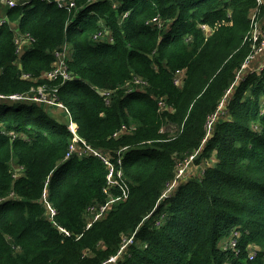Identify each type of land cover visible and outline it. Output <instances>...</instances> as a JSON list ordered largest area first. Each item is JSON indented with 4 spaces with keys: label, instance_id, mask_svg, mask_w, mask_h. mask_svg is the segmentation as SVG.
I'll list each match as a JSON object with an SVG mask.
<instances>
[{
    "label": "trees",
    "instance_id": "1",
    "mask_svg": "<svg viewBox=\"0 0 264 264\" xmlns=\"http://www.w3.org/2000/svg\"><path fill=\"white\" fill-rule=\"evenodd\" d=\"M74 1L71 9L32 0L5 11L34 44L17 68L15 30L0 25V95L43 84L31 78L52 69L55 49L72 44L74 79L61 84L59 101L79 136L113 152V161L127 147L121 154L129 196L86 228L89 205L108 199L106 165L93 154L66 158L74 138L67 123L33 105L0 103V264H109L133 235L117 264H264V70L243 76L228 117L207 137L210 118L254 51L251 14L259 22L264 2ZM105 28L112 41L94 40ZM133 76L145 88L125 87ZM168 125L174 133L163 131ZM196 152V163L212 154L215 163L164 199L178 161ZM231 237L234 248L224 245Z\"/></svg>",
    "mask_w": 264,
    "mask_h": 264
},
{
    "label": "rangeland",
    "instance_id": "2",
    "mask_svg": "<svg viewBox=\"0 0 264 264\" xmlns=\"http://www.w3.org/2000/svg\"><path fill=\"white\" fill-rule=\"evenodd\" d=\"M110 1L112 2V0H110ZM0 8H3L5 11L8 10L6 5H4V6L2 5ZM254 16H256V21H257L258 15L256 12H253L251 14L252 18ZM124 18H125V15H124ZM263 22H264V17L259 22L257 21L256 23L259 27L263 26L262 29L264 30V24H262ZM19 23H20L19 21L14 20V21H11V24H10V27L12 29H14L15 33H16L15 42H16L17 47H18V49H17L18 55H17V59L15 60L14 63H15V66L17 68L20 67L22 64V62H21L22 56L34 44L33 38H31L29 35H27L21 31ZM153 23H156V21H153ZM254 31L257 33L260 30L255 29ZM107 39L112 41L111 31L108 30L107 28L100 31L98 33V35H96L94 37V40H96V41L107 40ZM73 53H75L74 47L72 44H70L68 42L64 43L60 49H55L53 51L54 61L52 64V69L44 71L40 77L31 78L36 84H38L39 80H45V82L43 84H40L38 86H34L27 93H25L24 96H20L23 98L13 99V97H15L14 95H10L9 97H5V96L0 95V103L5 104V105H9L11 108L20 105L21 107H23L25 109L31 108L33 105L37 109H40V110L44 111L45 113H47V115L49 116V118L52 122L68 123L71 118L68 117V112L63 108V104L60 103V101H59L60 96H59L58 92H59V87L61 86V84H64L65 82H68V81L74 79V77H73L74 75L72 74V72L70 71V69L68 67V64L66 63L67 59H72ZM262 61L264 62V55L260 56L259 65L261 64ZM259 65H257V66H259ZM1 68L2 67H0V69ZM254 71L255 70H254V66H253L252 62L249 63L248 65L246 64V66L244 68H241V70L239 71V74L237 76L236 82L231 86V89L228 91L226 96L221 101L219 109H218L217 113L214 115L213 121H212V119L210 120V121H212V123L209 124V135L210 136L213 134V130H214L215 124L218 121V119L220 117H222V118L228 117L227 105H228V103L232 97L233 91L235 90L236 86L239 84L240 81H242L243 76L244 77L246 76V73H253ZM23 77L28 78L29 76L24 75ZM57 77H59V78H57ZM184 77H185L184 71L178 72L177 76L175 77V82L179 85L182 82ZM55 78H57V79H55ZM57 80H60L59 81L60 83L58 82L59 85L57 83H54V82H57ZM146 84L147 83L143 79H140L137 77L135 78L133 76V78H131L130 80L125 82L124 86L125 87H131V88H134V87L145 88ZM92 87H94L97 91H100L99 87H97V86H92ZM120 87L117 89H120ZM111 91H114V90H110V91L104 90L103 94L104 93H110ZM115 91H117V90H115ZM107 100L109 101L110 99L107 98ZM255 128L257 129L258 125H255ZM125 129L126 128L123 127V131ZM174 130H175V125H171V126L168 125L166 128L163 129V131H168L171 133H174L175 132ZM15 134L16 133H14V132L10 133V136L12 137ZM19 136H21L23 138V136H25V135L20 134ZM12 139H13V137H12ZM27 140H29L28 137H27ZM78 145L81 146L80 143ZM106 153L111 156V154L113 152H111L110 150H106ZM196 153L191 155L190 158L185 157L186 158V159L184 158L185 160L181 159L178 161V165H177L178 169H177L174 180L169 185V187L166 186L164 188V191H163L164 192L163 196L165 197L164 199L171 197L176 192L175 190L180 185H182L187 178L189 179L190 177L199 175V173L202 172L203 169L206 168V166L213 165L216 161L215 154H212L204 162L196 163L195 161H196V158L198 157V153L197 154ZM187 161H189L190 164L187 163ZM11 164H12L11 169L13 172L16 171L17 168H19V164H18V161L16 158L11 159ZM186 164H189V165L186 166ZM17 174H19L18 171H17ZM16 176H19V175H16ZM48 195H49V192L46 191L43 198H44V201L46 202L47 214L49 215V217H53L54 216V210L52 208H50L49 205L47 204V203H49L47 201ZM12 197L13 196H7L4 199L6 200V199H9ZM115 203L112 204L111 208L113 207V205ZM150 217H151V215H150ZM150 217H148L147 219H149ZM159 217H162V215ZM87 218L88 217H86V225L88 223ZM231 238H227L226 241H224V245L227 244V242L229 244L230 241H232ZM222 241L220 242V244L222 243ZM10 242L12 244V247H14L15 242L13 241V239L11 237H10ZM256 249H260V247L256 246ZM124 254H125V248L120 250V252H118L117 255L112 256L113 258L111 257L112 259H110L107 262L109 264H117V262H119L120 257H121V259L124 257L123 256Z\"/></svg>",
    "mask_w": 264,
    "mask_h": 264
},
{
    "label": "built area",
    "instance_id": "3",
    "mask_svg": "<svg viewBox=\"0 0 264 264\" xmlns=\"http://www.w3.org/2000/svg\"><path fill=\"white\" fill-rule=\"evenodd\" d=\"M42 1L56 2L60 7H65L68 9H71L72 7L75 6L74 0H42ZM20 2L26 3L27 0H21V1L20 0H0V7L2 5L3 6L6 5L8 9H12V8L16 7ZM258 2L260 4H262L264 2V0H258ZM112 3L114 5V7H117L116 0H112ZM127 15H128V13H125V16H127ZM252 21H253V29H252L250 36L248 37V40L252 42V47H253L254 51L249 55L248 59L245 61L242 68H244L246 66V64L248 65L249 63L253 62L255 59H257V57L264 55V30L262 29V27H259L257 25L256 16H254L252 18ZM4 22H5V20L2 19L1 24ZM204 28H205V26H204ZM255 29H259L260 31L256 33L254 31ZM96 35H98V33ZM66 63H67V60H66ZM263 70H264V62L262 61L261 64L259 65V67L256 68V71H263ZM238 74H239V72H238ZM238 74H237V76H238ZM57 78H59V77H57ZM57 78H55V79H57ZM24 94L25 93H23V94H15L14 93V94H9L8 96H5V95H2V96L9 97L10 95H14L15 97H13V99H19V98H23L20 96H24ZM63 108L67 112H69L66 106L63 105ZM214 115H212L210 120L212 119V121H213ZM210 120H209V124L212 123V121H210ZM209 124H208V130H207V132H208L207 137L210 136L209 135ZM68 129H70V131L72 133H74V138L71 141L68 152L66 154V158H70L75 153H77V155L79 157H83L84 155H88V154H93V155L97 156L99 159H101L102 162L106 165V167L108 169L107 178H106V185L104 187V193L108 196V199L105 203H92L87 208L89 214L87 216L88 217L87 218L88 223L86 225V228H89L92 226V224L94 222L102 219V217L107 213V211L109 209H111V206L113 203L120 200V198L126 199L129 196L128 194H129L130 187H129L128 181L125 179V176H124V170L122 167V154H121V151L123 149H126L127 147H124L123 149H121L118 152L117 158H116L117 161L115 162L112 160V157L109 154L104 152L102 149L93 147L91 144H89L87 141H85L83 138H81L79 136V134L77 133V124L72 118L70 119V121L68 123ZM79 143L81 144V146L78 145ZM187 163H189V161H187ZM189 164H186V166ZM115 188H118L120 190V196H118L114 192ZM47 204L49 205L50 208H52L54 210V214H55V209L52 207V205L50 203H47ZM231 239H232V241H230V247L234 248L238 244V239L236 237H233ZM133 242H134V235L131 238L126 240L122 249L125 248L127 245L133 243ZM249 257L251 259H253L255 257V252L250 253ZM112 258H110V259H112Z\"/></svg>",
    "mask_w": 264,
    "mask_h": 264
},
{
    "label": "clouds",
    "instance_id": "4",
    "mask_svg": "<svg viewBox=\"0 0 264 264\" xmlns=\"http://www.w3.org/2000/svg\"><path fill=\"white\" fill-rule=\"evenodd\" d=\"M32 0H28L26 3H19L18 5H26L27 3H30ZM46 2V1H45ZM116 2H117V0H116ZM113 4V3H112ZM17 5V6H18ZM114 6V5H113ZM117 7H118V2H117ZM15 8V7H14ZM9 10V9H8ZM4 13H6L5 12V10L3 9V8H0V25H3L6 21L9 23V18H8V20L7 19H5L6 18V16L4 15ZM126 13H128L129 14V12H126ZM125 15V14H124ZM128 16V15H127ZM127 16H125V17H127ZM7 17H8V15H7ZM2 19H4L5 20V22L4 23H2L1 24V21H2ZM11 22V21H10ZM10 24V23H9ZM68 60L69 59H67V64H68ZM15 103V102H14ZM8 107H10L9 105H7ZM65 106V105H64ZM11 108V107H10ZM69 111V110H68ZM68 117H70V118H72L73 119V117H71L70 116V114H69V112H68ZM74 120V119H73ZM75 121V120H74ZM76 122V121H75ZM69 123V122H68ZM68 123H67V128H68ZM76 124H77V122H76ZM70 130V129H69ZM106 178H107V176H106ZM51 218V217H50Z\"/></svg>",
    "mask_w": 264,
    "mask_h": 264
},
{
    "label": "crops",
    "instance_id": "5",
    "mask_svg": "<svg viewBox=\"0 0 264 264\" xmlns=\"http://www.w3.org/2000/svg\"><path fill=\"white\" fill-rule=\"evenodd\" d=\"M4 15L6 16V18H5V19H7V20H8L7 14H6V13H4ZM9 23L11 24V22H10V21H9ZM259 60H260V56H259V57H257V59H255V60L252 62L253 66H254V70H256V68H258V67H259V66H257V65H259Z\"/></svg>",
    "mask_w": 264,
    "mask_h": 264
},
{
    "label": "bare ground",
    "instance_id": "6",
    "mask_svg": "<svg viewBox=\"0 0 264 264\" xmlns=\"http://www.w3.org/2000/svg\"><path fill=\"white\" fill-rule=\"evenodd\" d=\"M255 76V75H254ZM239 180V179H238ZM240 181V180H239ZM242 182V181H241Z\"/></svg>",
    "mask_w": 264,
    "mask_h": 264
}]
</instances>
